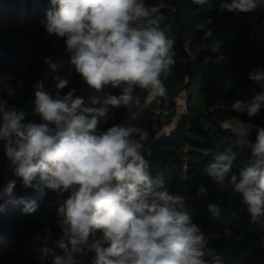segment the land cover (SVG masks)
<instances>
[{"label":"clouds","instance_id":"obj_1","mask_svg":"<svg viewBox=\"0 0 264 264\" xmlns=\"http://www.w3.org/2000/svg\"><path fill=\"white\" fill-rule=\"evenodd\" d=\"M209 0H193L204 5ZM55 10L46 13L45 28L65 38L70 62L83 81L97 91L120 88V95L105 93L92 98L91 107L74 95H56L36 85L35 113L41 123L23 122L25 114L0 103V141L10 167L25 187L42 186L57 193L70 192L58 208L62 237L49 249L52 264H75L73 253L87 248L95 253L92 264H222L208 236L183 211L184 198L166 187L163 175L153 177L142 154L149 140L147 129L114 125L104 131L112 108L146 106L134 89L153 96L165 95L162 73L175 66V41L161 27L142 0H51ZM264 0H231L221 7L229 12L254 11ZM211 32H206L210 36ZM219 51V43L211 47ZM222 57H217V61ZM264 81V71L251 74ZM57 90L69 80L56 76ZM264 104V92L249 102L237 100L232 108L254 116ZM222 127L229 128L228 122ZM135 134V135H133ZM249 141L238 137L214 156L205 172L216 184L225 181L242 197L252 220L264 218V128L250 144V158L232 174L238 152ZM150 155V152L148 153ZM16 181L9 180L0 198L10 196ZM35 201L25 212L35 211ZM214 214L219 210L208 206ZM101 239L93 240L95 233ZM214 238H218V235Z\"/></svg>","mask_w":264,"mask_h":264},{"label":"trees","instance_id":"obj_2","mask_svg":"<svg viewBox=\"0 0 264 264\" xmlns=\"http://www.w3.org/2000/svg\"><path fill=\"white\" fill-rule=\"evenodd\" d=\"M142 2L162 18L161 27L175 41V66L160 77L166 94L153 96L134 89L146 106L133 108L132 116L125 106L112 108L99 130L114 125L147 129L149 140L142 154L151 175L162 174L166 187L184 198L183 211L208 236L207 247L221 256L222 264H264V218L254 222L228 182L216 184L205 172L231 139L243 137L222 127L223 117L240 118L250 125L244 137L249 146L234 149L239 154L232 174L238 175L248 161L257 129L264 128V104L254 116L232 108L235 101L247 103L264 92L250 78L253 71H264V5L249 12H229L221 7L225 0L204 5L193 0ZM56 7L51 0H0V103L23 112L25 123L42 122L34 111L38 83L53 96L75 89L74 95L83 97L85 107L93 106L92 98L105 93L121 94L120 88L111 86L97 91L75 72L65 38L50 35L45 28L46 13ZM217 43L230 62H206L222 57L211 50ZM56 76L67 78L69 84L57 90ZM182 95L183 107L178 103ZM3 145L0 141V190L9 180L16 184L10 196L0 198V264H52L45 248L63 254L57 247L63 235L57 211L70 192L25 187L10 167ZM31 201L36 203L35 211L25 212ZM210 204L216 205L218 214L209 210ZM92 239H101V233ZM72 255L75 264H92L95 253L85 248ZM206 259L212 264L211 257Z\"/></svg>","mask_w":264,"mask_h":264},{"label":"rangeland","instance_id":"obj_3","mask_svg":"<svg viewBox=\"0 0 264 264\" xmlns=\"http://www.w3.org/2000/svg\"><path fill=\"white\" fill-rule=\"evenodd\" d=\"M220 54L222 55V59L217 61V59H213V58H209L206 60V62H212V63H223V62H230L229 60V57L225 54V52L223 50H219ZM257 72V71H256ZM256 72H253L256 73ZM178 103L183 107L184 104H185V97L182 95L180 96V98L178 99ZM135 111L132 109L130 111V115L132 116L133 113ZM233 116H228V117H223L222 120H221V124H222V121L225 120V119H230L226 122H228V124L230 125V128L235 130L239 135L245 137L248 133V131L250 130V125L247 124V123H243L242 121H240L239 119H231ZM234 118H239V117H234ZM49 249L48 247L45 248V250L47 252H49Z\"/></svg>","mask_w":264,"mask_h":264},{"label":"built area","instance_id":"obj_4","mask_svg":"<svg viewBox=\"0 0 264 264\" xmlns=\"http://www.w3.org/2000/svg\"><path fill=\"white\" fill-rule=\"evenodd\" d=\"M256 71H258V70H255V71H253V72H256ZM253 74V73H252ZM257 82H259L260 84H261V86L264 88V81H257ZM259 222H261L260 220H258Z\"/></svg>","mask_w":264,"mask_h":264},{"label":"water","instance_id":"obj_5","mask_svg":"<svg viewBox=\"0 0 264 264\" xmlns=\"http://www.w3.org/2000/svg\"><path fill=\"white\" fill-rule=\"evenodd\" d=\"M240 119V118H239ZM240 121H241V119H240ZM229 129H231L230 127H229ZM233 132H235V133H237L235 130H233V129H231Z\"/></svg>","mask_w":264,"mask_h":264},{"label":"bare ground","instance_id":"obj_6","mask_svg":"<svg viewBox=\"0 0 264 264\" xmlns=\"http://www.w3.org/2000/svg\"><path fill=\"white\" fill-rule=\"evenodd\" d=\"M240 120V119H239Z\"/></svg>","mask_w":264,"mask_h":264}]
</instances>
